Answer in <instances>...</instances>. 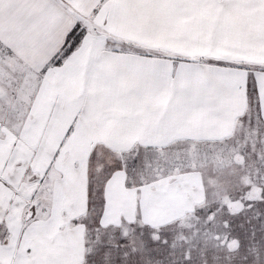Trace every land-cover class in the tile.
<instances>
[{
    "label": "snow or ice",
    "instance_id": "snow-or-ice-1",
    "mask_svg": "<svg viewBox=\"0 0 264 264\" xmlns=\"http://www.w3.org/2000/svg\"><path fill=\"white\" fill-rule=\"evenodd\" d=\"M0 264H264V0H0Z\"/></svg>",
    "mask_w": 264,
    "mask_h": 264
}]
</instances>
